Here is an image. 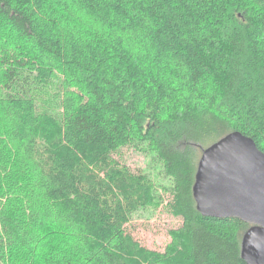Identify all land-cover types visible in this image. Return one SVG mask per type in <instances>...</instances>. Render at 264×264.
<instances>
[{
    "label": "trees",
    "instance_id": "trees-1",
    "mask_svg": "<svg viewBox=\"0 0 264 264\" xmlns=\"http://www.w3.org/2000/svg\"><path fill=\"white\" fill-rule=\"evenodd\" d=\"M232 132L264 153V0H0V264H244L249 225L192 197ZM162 195L158 253L125 226Z\"/></svg>",
    "mask_w": 264,
    "mask_h": 264
},
{
    "label": "water",
    "instance_id": "water-1",
    "mask_svg": "<svg viewBox=\"0 0 264 264\" xmlns=\"http://www.w3.org/2000/svg\"><path fill=\"white\" fill-rule=\"evenodd\" d=\"M192 197L197 212L249 225L240 239L244 264H264V153L232 132L202 150Z\"/></svg>",
    "mask_w": 264,
    "mask_h": 264
},
{
    "label": "rangeland",
    "instance_id": "rangeland-1",
    "mask_svg": "<svg viewBox=\"0 0 264 264\" xmlns=\"http://www.w3.org/2000/svg\"><path fill=\"white\" fill-rule=\"evenodd\" d=\"M68 76H72L69 74ZM62 97L72 100V109L78 105L76 93L66 87L62 88ZM121 163L125 164L131 171L151 170L148 169L149 154H142L134 149L124 148L121 153ZM158 166L152 172V178L159 183L167 184L168 181L161 179L158 174ZM163 203L156 210H142L137 212L132 220L125 226L126 233L130 234L137 242L149 251L163 253L170 243L169 231L177 229L181 221L173 218L166 212L168 195H162Z\"/></svg>",
    "mask_w": 264,
    "mask_h": 264
}]
</instances>
